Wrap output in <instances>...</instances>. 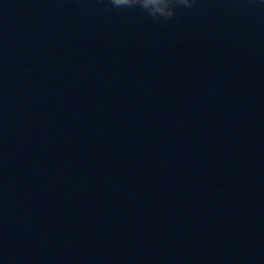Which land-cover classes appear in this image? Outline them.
Masks as SVG:
<instances>
[{"label": "clouds", "instance_id": "1", "mask_svg": "<svg viewBox=\"0 0 264 264\" xmlns=\"http://www.w3.org/2000/svg\"><path fill=\"white\" fill-rule=\"evenodd\" d=\"M109 2L115 8L139 9L156 21L174 17L177 8L191 7L194 0H109Z\"/></svg>", "mask_w": 264, "mask_h": 264}]
</instances>
